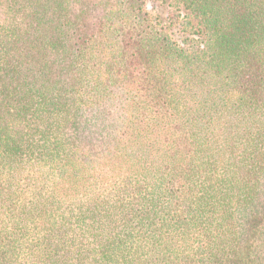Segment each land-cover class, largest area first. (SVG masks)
I'll return each mask as SVG.
<instances>
[{
	"label": "trees",
	"instance_id": "trees-1",
	"mask_svg": "<svg viewBox=\"0 0 264 264\" xmlns=\"http://www.w3.org/2000/svg\"><path fill=\"white\" fill-rule=\"evenodd\" d=\"M146 1L0 0V264H264V0Z\"/></svg>",
	"mask_w": 264,
	"mask_h": 264
},
{
	"label": "rangeland",
	"instance_id": "rangeland-1",
	"mask_svg": "<svg viewBox=\"0 0 264 264\" xmlns=\"http://www.w3.org/2000/svg\"><path fill=\"white\" fill-rule=\"evenodd\" d=\"M146 9L160 23H165L169 18H172V15L175 16L173 18V26L169 30L173 40L180 42L188 36H193L191 34L195 30L194 27L197 21L190 17L186 18L188 16L186 15L187 12L184 11L180 4L177 5V0H147ZM187 22H190L191 25L186 26L184 23Z\"/></svg>",
	"mask_w": 264,
	"mask_h": 264
}]
</instances>
